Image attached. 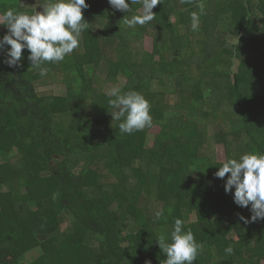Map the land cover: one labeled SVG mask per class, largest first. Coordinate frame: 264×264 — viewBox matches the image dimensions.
Returning a JSON list of instances; mask_svg holds the SVG:
<instances>
[{
    "label": "trees",
    "instance_id": "1",
    "mask_svg": "<svg viewBox=\"0 0 264 264\" xmlns=\"http://www.w3.org/2000/svg\"><path fill=\"white\" fill-rule=\"evenodd\" d=\"M48 2L0 0V14H33ZM86 3L79 47L43 64L47 75L21 65L30 62L24 49L0 76V264H164L157 238L170 242L177 218L199 245L194 264H264V219L251 221L234 187L225 192L230 173L215 176L228 159L264 155V0H161L152 20L134 26L127 21L142 17L143 0L127 12ZM228 26L235 43L224 38ZM9 47H0L1 67ZM235 60L246 66L236 71ZM56 81L65 95L37 91ZM112 87L144 96L150 127L120 132Z\"/></svg>",
    "mask_w": 264,
    "mask_h": 264
},
{
    "label": "clouds",
    "instance_id": "2",
    "mask_svg": "<svg viewBox=\"0 0 264 264\" xmlns=\"http://www.w3.org/2000/svg\"><path fill=\"white\" fill-rule=\"evenodd\" d=\"M137 0H108L116 10L127 12L131 3ZM161 0H143L145 9L142 17H133L128 20L129 26L144 24L153 19L152 9ZM42 5L43 11L33 14L17 12L9 9L4 12L0 24L6 25L8 33L0 39V47L9 45L5 62L15 66L22 59V50L29 51L28 59L31 66L39 69L41 76L47 75V68L42 67L47 62L58 63L64 60L79 47L82 31L88 29V22L84 20L82 9L88 7L86 0H50ZM192 29L199 27V16L191 14ZM110 97L108 103L113 109L112 120L122 121L119 130L122 134L150 127L152 117L150 105L143 95L135 90L121 94L119 87H112L106 93ZM225 183V192H230L234 187V202L241 207L251 205V221L264 219V155L246 153L239 159H228L219 167L215 176L224 178L229 174ZM164 217V210L155 212V220ZM245 223L248 218L241 216ZM184 222L177 218L174 228L170 233V242L163 236L157 238L161 252L166 255L164 264H194L199 245L195 242L190 229L183 230ZM232 252L229 247L225 250ZM150 264V262H146Z\"/></svg>",
    "mask_w": 264,
    "mask_h": 264
},
{
    "label": "rangeland",
    "instance_id": "3",
    "mask_svg": "<svg viewBox=\"0 0 264 264\" xmlns=\"http://www.w3.org/2000/svg\"><path fill=\"white\" fill-rule=\"evenodd\" d=\"M167 8H168V11L167 12L171 14L170 20L173 23H178L179 20H180V17H178V14H175L173 12V8L171 6H168ZM37 11L38 12L43 11V8H38ZM144 11H145V9L142 7L140 9V12L142 14H144ZM2 18H3V14L1 13L0 14V19H2ZM184 26L185 25L182 22H180L179 25H178V29H179V31L181 33H183L185 31V27ZM6 28H7L6 25L0 24V32L3 31V30H5ZM224 30H225V33H224L225 40L227 42H230V43H235L236 40H237V38H238V36H239L238 30L236 28H234L233 26H228ZM152 42H153L152 41V37L151 36H148V35H145V38L143 40L144 47L147 48L148 50H151L152 49ZM3 65L4 64H2L0 62V76H2L5 73V70H9V69L16 68V65L15 66L8 65L6 68L5 67H1ZM21 65L24 68L31 67V63L28 62V61H23L21 63ZM244 66H246V65L245 64L243 65V63H241V64L239 63L238 64V61L235 60V63L233 65V68L236 71H239V70H242L244 68ZM120 80L122 82L124 81V79L122 77H120ZM43 90H49V91L53 92L54 94H58V95H65L66 94V86L62 82H59V81H56V82H53V83H50V84H47L45 86H42V87H38L37 88V91H43ZM169 100H170V102H175L176 101V99L174 97H170ZM160 131H161V126L160 125H157V124L154 125V126H152L149 129L148 138H147V146L154 145V142L156 140V137L160 133ZM160 146H161V149L164 150V148H165V141H162L160 143ZM215 154H216L217 159L224 161L225 154H224V150H223V147H222L221 144L215 146ZM61 161H62V158L61 157H55V159H54V161L52 163V169L54 171L59 172ZM35 255H39V251L34 252V254L31 255V256H35Z\"/></svg>",
    "mask_w": 264,
    "mask_h": 264
}]
</instances>
